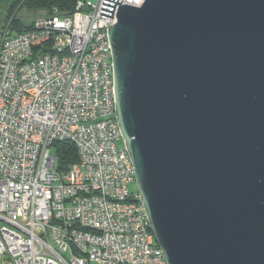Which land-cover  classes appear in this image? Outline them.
Masks as SVG:
<instances>
[{"label":"water","instance_id":"water-1","mask_svg":"<svg viewBox=\"0 0 264 264\" xmlns=\"http://www.w3.org/2000/svg\"><path fill=\"white\" fill-rule=\"evenodd\" d=\"M108 32L116 118L168 264H264V0L120 4Z\"/></svg>","mask_w":264,"mask_h":264},{"label":"built area","instance_id":"built-area-1","mask_svg":"<svg viewBox=\"0 0 264 264\" xmlns=\"http://www.w3.org/2000/svg\"><path fill=\"white\" fill-rule=\"evenodd\" d=\"M96 4L0 32V264H168L116 118L109 26ZM78 161L58 169L53 144Z\"/></svg>","mask_w":264,"mask_h":264},{"label":"trees","instance_id":"trees-1","mask_svg":"<svg viewBox=\"0 0 264 264\" xmlns=\"http://www.w3.org/2000/svg\"><path fill=\"white\" fill-rule=\"evenodd\" d=\"M77 0H0V32L7 26L15 31H28L35 28V21L44 15L71 14ZM35 13L31 24H26L19 14ZM54 153L58 159V169L67 170L78 161L77 148L72 141H57L53 144Z\"/></svg>","mask_w":264,"mask_h":264},{"label":"rangeland","instance_id":"rangeland-1","mask_svg":"<svg viewBox=\"0 0 264 264\" xmlns=\"http://www.w3.org/2000/svg\"><path fill=\"white\" fill-rule=\"evenodd\" d=\"M84 2H90L91 4H96L98 2V0H83ZM21 17H23V21L26 23V24H31L35 17H36V14L35 13H31V14H28L26 15L25 12H23L22 14H19ZM130 190L133 194H136V193H139L138 192V188H137V185H136V182L132 183L130 185ZM91 264H97L96 262H92Z\"/></svg>","mask_w":264,"mask_h":264}]
</instances>
